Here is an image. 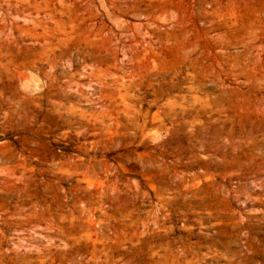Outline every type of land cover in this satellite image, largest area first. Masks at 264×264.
<instances>
[{
    "label": "rangeland",
    "instance_id": "rangeland-1",
    "mask_svg": "<svg viewBox=\"0 0 264 264\" xmlns=\"http://www.w3.org/2000/svg\"><path fill=\"white\" fill-rule=\"evenodd\" d=\"M0 264H264V0H0Z\"/></svg>",
    "mask_w": 264,
    "mask_h": 264
}]
</instances>
